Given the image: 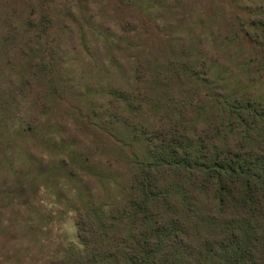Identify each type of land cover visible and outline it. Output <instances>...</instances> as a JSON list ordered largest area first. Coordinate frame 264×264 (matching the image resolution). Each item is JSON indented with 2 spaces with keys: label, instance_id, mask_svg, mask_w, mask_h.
I'll return each instance as SVG.
<instances>
[{
  "label": "trees",
  "instance_id": "trees-1",
  "mask_svg": "<svg viewBox=\"0 0 264 264\" xmlns=\"http://www.w3.org/2000/svg\"><path fill=\"white\" fill-rule=\"evenodd\" d=\"M68 3L19 0L0 15V150L17 151L42 119L70 118L86 135L83 157L105 153L122 178L117 196L86 208L80 245L52 264H264L261 8L233 22L222 48L249 49L229 58L242 78L220 60L165 55L99 105L66 74Z\"/></svg>",
  "mask_w": 264,
  "mask_h": 264
},
{
  "label": "rangeland",
  "instance_id": "rangeland-1",
  "mask_svg": "<svg viewBox=\"0 0 264 264\" xmlns=\"http://www.w3.org/2000/svg\"><path fill=\"white\" fill-rule=\"evenodd\" d=\"M67 1L74 21L62 38L66 74L93 91L91 101L99 105L107 87L131 89L140 72L147 77L154 63L164 66L165 55L210 65L220 60L242 78L229 58L248 56L249 49L222 48L233 22L253 9L264 13V0ZM18 2L0 0V15ZM82 130L70 118L42 119L34 136L21 135L17 151L0 150V264H52L80 245L78 222L86 208L117 196L121 175L107 167L105 153L83 157L88 143Z\"/></svg>",
  "mask_w": 264,
  "mask_h": 264
}]
</instances>
